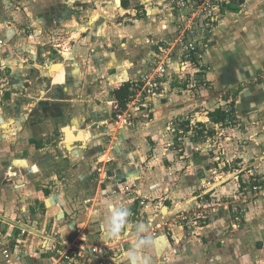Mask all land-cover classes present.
<instances>
[{
  "label": "crops",
  "instance_id": "0c3cea01",
  "mask_svg": "<svg viewBox=\"0 0 264 264\" xmlns=\"http://www.w3.org/2000/svg\"><path fill=\"white\" fill-rule=\"evenodd\" d=\"M231 1L221 0L202 51L206 87L171 84L177 50L164 95L125 127L114 123L113 92L176 39L166 0H0V264L7 248L24 264H57L46 234L72 246L70 264H132L141 238L150 243L136 264H252L256 246L264 264V194L234 200L254 168L264 171V0H235L237 11ZM232 101L235 125L213 124L209 112ZM66 127L83 138L70 149ZM210 196L227 200V219L244 208L238 234L220 239L219 214L193 229L179 221ZM106 201L130 210L116 238L100 223ZM139 224L148 231L138 235Z\"/></svg>",
  "mask_w": 264,
  "mask_h": 264
},
{
  "label": "built area",
  "instance_id": "2783aa9c",
  "mask_svg": "<svg viewBox=\"0 0 264 264\" xmlns=\"http://www.w3.org/2000/svg\"><path fill=\"white\" fill-rule=\"evenodd\" d=\"M167 7L176 13L177 37L174 42H165L158 46L155 61L149 65L132 86L130 100L123 109L116 102L113 108L114 123L119 126L132 127L135 113L147 109L153 97H161L165 93V84L171 75V64L175 53L178 51V70L175 73L180 80L187 79V74L192 77L191 83L197 87L199 84L196 74L205 68L202 63V51L215 28V18L221 0H166ZM206 87V85L204 86ZM148 118L149 111L144 113ZM143 116V117H144ZM239 179V178H238ZM264 194V171L254 168L246 187L238 191L235 200L249 199V196ZM235 228L237 225H234ZM42 248L57 255V264H70L74 257V250L68 243H61L58 239L46 234ZM82 250V249H81ZM82 251L85 252L83 249ZM104 251L94 249L92 253L96 258L105 259ZM7 264H24L19 253L13 254L10 248L3 251ZM16 256V259L12 258Z\"/></svg>",
  "mask_w": 264,
  "mask_h": 264
},
{
  "label": "rangeland",
  "instance_id": "374dc122",
  "mask_svg": "<svg viewBox=\"0 0 264 264\" xmlns=\"http://www.w3.org/2000/svg\"><path fill=\"white\" fill-rule=\"evenodd\" d=\"M58 68L59 67H56L55 69L57 70ZM205 72H206V68H204L202 70V72H199L198 74H196V79H197V81L199 83V84H196V85H198L197 87H195L191 83L192 77L190 76V74H187V79H184V80H180L179 76L174 74L177 79L173 80V83H171V84L174 85V87L178 86V88H180V89L187 88V86H190L191 88H195V89H198L199 91H201V89L205 85H207L206 78L205 77L202 78L203 76H205L204 75ZM171 77H172V74H171ZM226 165H227V163H225L223 168ZM230 166H229V168H230ZM224 170H225V168H224ZM236 176L231 177V179H238L240 177V176H237V177ZM221 177H223V176H221ZM227 178L225 177V179H227ZM240 190H241V187H239V191ZM237 193L238 192H235L234 196H236ZM210 197H211V199L204 201L203 204H201V205L198 204V203L197 204L193 203V205H191V203H192L191 202L190 203L191 206L187 209V212H184L185 215L183 213H179V216H180L179 221L181 223L188 224V227L193 229L195 227L205 226L206 224L209 223V221H211L215 217H217L218 214H219V217L221 216V214H224L225 216H227L228 212H229L227 210V208H226V205H225V203H227V200L219 198L218 196L217 197L216 196H210ZM231 197H233V196H231ZM231 197H228L227 199L230 200ZM249 198H251V196H249ZM243 209L244 208L242 206L235 205L233 208H230V211H231L230 214H229L230 215L229 216L230 219H227L228 217H222L221 216V219L225 218V220H224V223H223V225L221 227V229L223 230V233H222V236H220L221 237L220 239H223V238L226 239L228 236L236 235V234L239 233V232H237V233L233 234V232H236L237 230L241 229V224L243 223V216H244ZM234 225H237V227L235 228ZM7 232L8 231L3 232L1 236L7 235L8 234ZM199 240H201V239H199ZM224 241H226V240H224ZM205 242L206 241H204V243ZM223 243H224L223 240H220V242H219L220 247L223 246L222 245ZM11 247H13V243L11 244ZM258 249L259 248L256 246V249L254 248V251L251 252V255L249 254L250 258H251L250 262L252 264H258L259 263L258 259H257V256L259 255ZM223 252H224L223 250L220 252V256H221V258L224 259L226 257V253L225 252L223 253ZM237 254L238 255L236 256V259H244V257H246L245 254L242 253V251H239V252L237 251ZM247 255H248V253H247ZM221 264H228V263L226 261H222Z\"/></svg>",
  "mask_w": 264,
  "mask_h": 264
},
{
  "label": "clouds",
  "instance_id": "9594fccd",
  "mask_svg": "<svg viewBox=\"0 0 264 264\" xmlns=\"http://www.w3.org/2000/svg\"><path fill=\"white\" fill-rule=\"evenodd\" d=\"M104 207L106 208V212L102 213L100 218L102 229L108 238H116L121 230L128 225L130 210L123 205H117L111 201H106ZM136 231L139 235L140 233L147 232L148 228L144 224H139L136 226ZM149 243L150 238H141L136 241L131 255L132 264H136L139 250Z\"/></svg>",
  "mask_w": 264,
  "mask_h": 264
},
{
  "label": "trees",
  "instance_id": "16d2710c",
  "mask_svg": "<svg viewBox=\"0 0 264 264\" xmlns=\"http://www.w3.org/2000/svg\"><path fill=\"white\" fill-rule=\"evenodd\" d=\"M237 1H239L240 4H243L244 2V0H237ZM237 1L233 0L230 2L231 7L233 8L234 11H237L239 9L238 7H235L238 4ZM131 89H132V83L128 82V83L123 84L122 86H120L118 89H116L113 92V96L115 97L116 101L119 103L121 108L123 109L126 108V104L130 100ZM231 107L232 109L229 111H225L223 109H217L214 112H209L208 116L213 122V124L220 125V126L235 125V123H233V120L235 118V111H234L235 101L231 102ZM198 127H202L203 129L200 130L199 136L193 138L194 140H198L199 138H203L204 136L203 135V130H204L203 124L199 123ZM208 134L210 136H214L215 130L214 129L209 130Z\"/></svg>",
  "mask_w": 264,
  "mask_h": 264
},
{
  "label": "water",
  "instance_id": "95a60500",
  "mask_svg": "<svg viewBox=\"0 0 264 264\" xmlns=\"http://www.w3.org/2000/svg\"><path fill=\"white\" fill-rule=\"evenodd\" d=\"M64 132L66 133V142H67L66 144H67V148L68 149L71 148L70 145L73 143V141H78V140L83 139L82 136H81V134H78L76 137H74L72 135V133H71V130L68 127L64 128ZM18 162L19 163H24V161H18ZM36 169H37V167L34 166V170H36ZM25 228H27V227H25ZM27 230H29V228Z\"/></svg>",
  "mask_w": 264,
  "mask_h": 264
}]
</instances>
